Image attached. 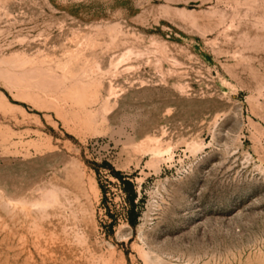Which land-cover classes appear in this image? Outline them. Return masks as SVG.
I'll return each mask as SVG.
<instances>
[{"label":"rangeland","instance_id":"374dc122","mask_svg":"<svg viewBox=\"0 0 264 264\" xmlns=\"http://www.w3.org/2000/svg\"><path fill=\"white\" fill-rule=\"evenodd\" d=\"M0 264H264V0H0Z\"/></svg>","mask_w":264,"mask_h":264},{"label":"trees","instance_id":"16d2710c","mask_svg":"<svg viewBox=\"0 0 264 264\" xmlns=\"http://www.w3.org/2000/svg\"><path fill=\"white\" fill-rule=\"evenodd\" d=\"M118 176L123 181L124 191L127 192L128 194V202L130 205L128 220L132 225H135L136 224V221H135L136 202L139 201L138 193L136 191L135 185L130 180L124 179L125 177H122L121 175H118Z\"/></svg>","mask_w":264,"mask_h":264},{"label":"bare ground","instance_id":"6f19581e","mask_svg":"<svg viewBox=\"0 0 264 264\" xmlns=\"http://www.w3.org/2000/svg\"><path fill=\"white\" fill-rule=\"evenodd\" d=\"M26 60V59H25ZM55 191V190H54ZM48 193V192H47ZM49 193H52L51 191H49ZM48 195V194H47ZM52 195V194H51ZM53 196V195H52ZM54 196H56V195H54Z\"/></svg>","mask_w":264,"mask_h":264}]
</instances>
